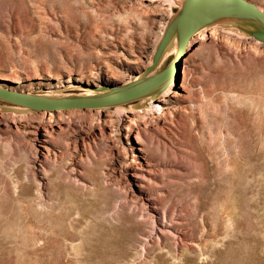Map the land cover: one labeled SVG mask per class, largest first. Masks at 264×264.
Listing matches in <instances>:
<instances>
[{
  "label": "rangeland",
  "instance_id": "rangeland-1",
  "mask_svg": "<svg viewBox=\"0 0 264 264\" xmlns=\"http://www.w3.org/2000/svg\"><path fill=\"white\" fill-rule=\"evenodd\" d=\"M198 2L203 30L158 91L41 109L9 95L145 84ZM258 13L264 0H0V264H264Z\"/></svg>",
  "mask_w": 264,
  "mask_h": 264
},
{
  "label": "bare ground",
  "instance_id": "bare-ground-1",
  "mask_svg": "<svg viewBox=\"0 0 264 264\" xmlns=\"http://www.w3.org/2000/svg\"><path fill=\"white\" fill-rule=\"evenodd\" d=\"M193 1V0H192ZM239 1H247V2H249V0H239ZM194 5V4H193ZM193 5H191V7H188V9H187V11L185 12V15H184V17H183V21H182V23H181V28H179L181 31H180V43H181V41H182V38H183V33H184V29H185V26H186V23H187V20H188V17H189V15H190V12L192 11V6ZM198 12H197V16H196V18H195V21L193 22V26H192V29H191V33H190V35H189V42H188V44H187V46L185 47V49L183 50V52H182V54H181V47L179 48V50L177 51V53H176V55H175V57H176V60L173 62V66L171 67V72L168 74V76H167V78H166V81H164L163 83H161V84H158V85H156L155 87H153L151 90H149V91H147V92H145L144 94H146V93H151V92H153V91H158L159 89H161V88H163L166 84H168V83H171V81H172V79H173V73L174 72H176V69H177V67H178V65L182 62V61H184L185 60V57L187 56L186 55V52L187 51H190L191 50V47H193L194 46V41H195V39L193 40L192 38H193V36L196 34V33H198L199 31H200V29H202L203 30V22H205L206 21V19H207V15H206V13H205V11L207 10V7L205 6V4H203L202 2H198ZM260 9H262V8H260ZM262 20V19H261ZM263 22H264V20H262ZM205 26V25H204ZM171 33H172V31H171ZM170 37H172V35H169V39H170ZM184 55H186V56H184ZM182 64V63H181ZM169 71V70H168ZM158 77V76H157ZM157 77H155L154 79H152L151 81H153V80H155ZM151 81H148L149 83L151 82ZM147 82V83H148ZM173 82V81H172ZM147 83H145V84H143V83H140V84H138V86L137 87H135V88H133V89H131V88H129V87H122V88H120L119 90H117L116 92H113V94L111 95V96H108V97H104V98H98V100H107V99H113V98H117V97H119L120 95H122V94H125V93H127V92H130V91H132V90H135V89H138L139 87H141V86H143V85H146ZM174 83V82H173ZM143 84V85H142ZM108 85H110L109 83H107V84H105V89L106 88H108ZM10 88V87H9ZM32 89H34V87L32 86V87H30V90H32ZM141 94V93H140ZM22 95H24V96H28V97H31V96H29V95H26V94H22ZM82 95V94H81ZM94 94H91V95H89L90 97L91 96H93ZM139 95V94H138ZM137 96V95H136ZM52 97V96H51ZM134 97V96H133ZM32 99H34L36 102H39V104L41 103V104H47V105H58V104H61V103H64V102H68V101H59V102H57V101H55L54 100V102L52 101V98H50V100L49 101H47V100H45V99H36V98H33V97H31ZM94 100H97V99H91V100H84V99H80L79 101H75V102H80V101H94ZM121 101H123V100H121ZM121 101H117V102H121ZM69 102H72V101H69ZM74 102V101H73ZM117 102H114V103H117ZM135 137H137V136H135ZM138 140V139H137ZM35 250V249H34ZM37 251V250H36Z\"/></svg>",
  "mask_w": 264,
  "mask_h": 264
},
{
  "label": "water",
  "instance_id": "water-1",
  "mask_svg": "<svg viewBox=\"0 0 264 264\" xmlns=\"http://www.w3.org/2000/svg\"><path fill=\"white\" fill-rule=\"evenodd\" d=\"M198 3H196V5H193L192 6V11L190 12V15L188 17V20H187V23H186V26H185V30H184V33H183V38H182V41H181V54L183 52V50L185 49V47L187 46V43L189 41V35L191 33V29H192V26H193V22L195 21V18L197 16V12H198ZM258 15L264 19V14H260L258 13ZM171 70V69H170ZM167 71L165 74L163 75H160L159 77H157L155 80L151 81L150 83H147L146 85H143L141 87H139L138 89H135V90H132L130 92H127L125 94H122L120 95L119 97L117 98H113V99H107V100H101L99 102H91V101H80V102H64V103H61V104H58V105H47V104H39V102H36L34 99L30 98V97H25L23 95H16V94H13V93H9V95L17 100L18 102L22 103V104H25V105H28V106H32V107H35V108H46V107H49V108H52V107H86V106H92V105H106V104H111V103H114V102H117V101H121V100H125V99H128V98H131L133 96H136L146 90H149L153 87H155L156 85L162 83L164 80H166L168 74L172 71Z\"/></svg>",
  "mask_w": 264,
  "mask_h": 264
}]
</instances>
